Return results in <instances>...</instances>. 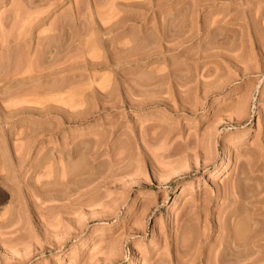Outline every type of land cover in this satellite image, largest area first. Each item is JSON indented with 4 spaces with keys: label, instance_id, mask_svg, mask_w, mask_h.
Listing matches in <instances>:
<instances>
[{
    "label": "rangeland",
    "instance_id": "374dc122",
    "mask_svg": "<svg viewBox=\"0 0 264 264\" xmlns=\"http://www.w3.org/2000/svg\"><path fill=\"white\" fill-rule=\"evenodd\" d=\"M263 228L264 0H0V264H264Z\"/></svg>",
    "mask_w": 264,
    "mask_h": 264
},
{
    "label": "bare ground",
    "instance_id": "6f19581e",
    "mask_svg": "<svg viewBox=\"0 0 264 264\" xmlns=\"http://www.w3.org/2000/svg\"><path fill=\"white\" fill-rule=\"evenodd\" d=\"M215 46V45H214ZM219 46V45H218ZM240 108L242 109V111H245L246 109H247V101H244V102H242V104H241V106H240ZM223 166V165H222ZM237 183V182H236ZM241 183V182H240ZM237 185V189H239V191H238V193H240V192H242L243 190L239 187L238 188V186H239V184H236ZM235 185V186H236ZM188 187V186H187ZM189 187H191V186H189ZM188 187V188H189ZM236 188V187H235ZM187 189V188H186ZM190 189V188H189ZM242 191H241V190ZM188 190V189H187ZM245 192V190L243 191V193ZM242 193V194H243ZM246 194V193H245ZM254 194V193H253ZM238 195H240V197L239 198H242L241 196H243L244 197V194L243 195H241V194H238ZM255 196V195H254ZM247 196L245 195V197L244 198H246ZM248 197H250V196H248ZM243 198V199H244ZM263 199V198H262ZM240 200V199H239ZM236 203V202H235ZM238 204H240L241 205V201H240V203H239V201L237 202ZM244 204V203H243ZM242 206V205H241ZM237 207V206H236ZM245 207V206H244ZM243 207V208H244ZM238 208H239V206H238ZM237 209V208H236ZM239 212V211H238ZM243 215V214H242ZM229 217V216H228ZM243 217V216H242ZM242 217H240V218H242ZM225 221V220H224ZM229 221V220H228ZM249 221H250V217H244V218H242V220H236V221H234L235 222V224H234V226L232 225L233 224V222H231L232 224V226L234 227L233 228V230L232 229H230V230H232V231H230V232H232L231 234L229 233V235L231 236L230 237V239L231 238H233L234 239V242H236L238 239H243L247 234H248V232H249ZM227 221H225V224H227L226 223ZM253 222V221H252ZM189 227V226H188ZM187 227V228H188ZM231 227V226H230ZM186 228V229H187ZM252 228V227H251ZM264 229V228H263ZM191 230V229H190ZM252 231L250 232L251 234H250V237L252 238V237H254V236H257V235H255V231L257 230H255V228H253V229H251ZM189 231V230H188ZM260 232H261V230H260ZM192 233V232H191ZM257 233V232H256ZM262 234V233H261ZM229 235H227V236H229ZM260 236V235H259ZM224 238H227V237H225L224 236ZM232 239V240H233ZM236 240V241H235ZM226 241L228 242H231L229 239H226ZM233 242V241H232ZM238 242V241H237ZM227 244H229L230 245V243H227ZM226 244V245H227ZM232 244V243H231ZM225 245V246H226ZM228 245V246H229ZM243 245V244H242ZM231 246V245H230ZM232 246H233V244H232ZM241 246V245H240ZM238 247V246H237ZM233 248V247H232ZM239 248V247H238ZM228 249H231L230 247L228 248ZM228 249H227V247L224 249L225 250V252H226V250L228 251ZM224 250L222 251L221 250V252H224ZM233 250V249H232ZM236 250V249H235ZM235 250H233V251H235ZM242 250V249H241ZM224 252V253H225ZM231 252V251H230ZM235 252H239V250L238 251H235ZM241 252V251H240ZM234 256V255H233ZM236 256V255H235ZM242 256V255H241ZM220 257H221V255H220ZM217 258V257H216ZM230 258V257H229ZM218 259H220V258H218ZM236 259V258H235ZM237 259H238V257H237ZM240 259V258H239ZM242 260V259H241ZM218 261V260H217ZM223 262V261H222ZM227 263V262H226ZM235 263H236V261H235ZM239 263V262H238ZM219 264H221V263H219ZM223 264V263H222ZM225 264V263H224Z\"/></svg>",
    "mask_w": 264,
    "mask_h": 264
}]
</instances>
